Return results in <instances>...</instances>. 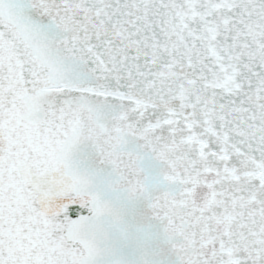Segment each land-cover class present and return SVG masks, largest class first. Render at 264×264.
<instances>
[{
	"label": "snow or ice",
	"instance_id": "snow-or-ice-1",
	"mask_svg": "<svg viewBox=\"0 0 264 264\" xmlns=\"http://www.w3.org/2000/svg\"><path fill=\"white\" fill-rule=\"evenodd\" d=\"M0 264H264V0H0Z\"/></svg>",
	"mask_w": 264,
	"mask_h": 264
}]
</instances>
